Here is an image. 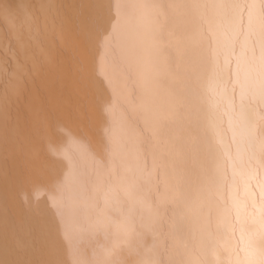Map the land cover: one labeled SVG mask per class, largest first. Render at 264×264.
<instances>
[{
	"label": "snow or ice",
	"instance_id": "obj_1",
	"mask_svg": "<svg viewBox=\"0 0 264 264\" xmlns=\"http://www.w3.org/2000/svg\"><path fill=\"white\" fill-rule=\"evenodd\" d=\"M209 7L205 0H0V14L16 20L0 33V264H129L130 257L158 264L165 221L176 243L170 264H232L234 254L237 264H264V201L241 219L248 205L229 208L222 176L213 170L206 179L199 163L209 130L193 67L197 21ZM69 80L77 109L91 97L100 115L103 171L95 179L64 153L53 154L46 136L50 106ZM38 82L58 87L41 95ZM122 102L135 121L117 118ZM57 127L74 142L88 139L83 128ZM33 133L45 137V153ZM258 164L264 168V153ZM37 165L52 175L54 194L33 215L27 201L16 210L15 193ZM90 186L105 187L106 202L112 195L120 203L115 194L123 189L126 207L129 200L148 204L147 218L140 217L146 230L117 217V242L102 244L109 224L93 215ZM234 221L250 236L242 261Z\"/></svg>",
	"mask_w": 264,
	"mask_h": 264
},
{
	"label": "bare ground",
	"instance_id": "obj_2",
	"mask_svg": "<svg viewBox=\"0 0 264 264\" xmlns=\"http://www.w3.org/2000/svg\"><path fill=\"white\" fill-rule=\"evenodd\" d=\"M87 3L89 0H76ZM210 4L203 19L197 21L201 39L198 44V62L193 67L196 73L194 86L197 89L205 126L209 130L206 144L199 153V163L205 172V178L213 170L223 178V197L229 208L237 201L244 202L247 208H240L241 219L247 217L251 204L259 205L264 201V168L258 164L264 153V0H205ZM16 23L15 17L0 14V33ZM99 72V68H97ZM57 88L52 84L38 82L37 89L43 95L47 88ZM76 97L72 82L66 81L62 90L56 94L50 106L54 113L52 126L46 133L52 139V152L64 153L85 174L93 179L100 168L103 145L97 129L100 115L92 107V98L82 108L74 105ZM117 118L135 121V117L126 103H121L116 113ZM58 123H68L74 128H83L88 133L87 141L74 142L59 131ZM36 149L46 151L45 137L33 133ZM27 182L18 188L16 210H24L27 201L33 209L50 206L53 196L52 175L41 165ZM105 187L93 189L91 186L85 197H94L98 207L93 215H99L109 224L108 239L98 237L102 244L117 242L111 227L116 218L136 224L137 231L146 229L140 223V217L147 218L148 204H139L129 200L123 203L125 192L117 189L120 203L112 195L105 200ZM154 199V198H153ZM235 215V211L233 213ZM259 215V212H257ZM171 218V210L168 213ZM236 223L235 252L243 260L244 249L250 236L242 234L241 223ZM37 227H42L38 222ZM168 222L163 223L161 236L163 244L155 250L158 264H170V258L176 243L169 238ZM243 236V238H242ZM150 242V241H149ZM189 246L193 241L188 239ZM197 254H199L197 252ZM227 261V256H222ZM135 257L129 258V264ZM232 264H237V256L232 257Z\"/></svg>",
	"mask_w": 264,
	"mask_h": 264
}]
</instances>
